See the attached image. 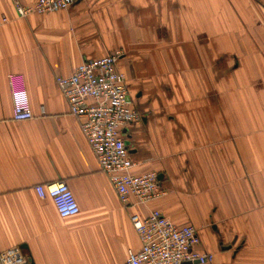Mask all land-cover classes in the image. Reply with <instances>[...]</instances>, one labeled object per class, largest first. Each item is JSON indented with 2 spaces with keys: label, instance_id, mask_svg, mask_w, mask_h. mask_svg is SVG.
I'll return each mask as SVG.
<instances>
[{
  "label": "crops",
  "instance_id": "crops-1",
  "mask_svg": "<svg viewBox=\"0 0 264 264\" xmlns=\"http://www.w3.org/2000/svg\"><path fill=\"white\" fill-rule=\"evenodd\" d=\"M0 0V252L29 264H125L140 248L130 217L152 210L198 230L211 264H264V0H83L16 17ZM121 50L117 69L141 121L123 131L136 175L159 199L120 204L55 83ZM9 76L33 118L14 122ZM64 182L62 218L37 185Z\"/></svg>",
  "mask_w": 264,
  "mask_h": 264
},
{
  "label": "built area",
  "instance_id": "built-area-1",
  "mask_svg": "<svg viewBox=\"0 0 264 264\" xmlns=\"http://www.w3.org/2000/svg\"><path fill=\"white\" fill-rule=\"evenodd\" d=\"M83 0H37L33 5L14 6L16 17L25 19L33 14L65 11ZM9 22L3 17L0 26ZM123 57L121 50L96 59L82 61L71 75L57 76L55 83L68 106L69 114L80 121V130L93 152L99 168L110 181L120 204L146 206L163 196L156 172L140 175L131 171L130 158L123 131L141 121L128 95L124 73L117 69ZM14 122L33 118L26 89L18 76H9ZM40 199L50 198L62 218L77 215L79 208L64 182L37 185ZM140 248L129 250L125 264H211L214 255L199 252L198 230L193 226H177L161 212L152 210L141 219L130 217ZM0 264H29L20 248L0 252Z\"/></svg>",
  "mask_w": 264,
  "mask_h": 264
}]
</instances>
